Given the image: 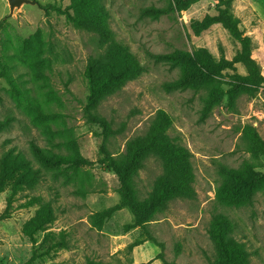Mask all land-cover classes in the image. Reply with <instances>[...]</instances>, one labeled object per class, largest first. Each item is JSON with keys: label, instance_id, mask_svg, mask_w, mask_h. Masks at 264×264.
<instances>
[{"label": "rangeland", "instance_id": "rangeland-1", "mask_svg": "<svg viewBox=\"0 0 264 264\" xmlns=\"http://www.w3.org/2000/svg\"><path fill=\"white\" fill-rule=\"evenodd\" d=\"M37 1L9 15L7 0H0V61L6 60V48L12 54H30L29 63L13 58L14 76L25 81L50 113L45 119L36 117L25 102L14 99L10 85L0 77V118L11 117L10 126L0 132V169L5 161L24 154L36 170L29 185L15 189L21 172L17 170L0 191V216L6 214L0 219V264H147L134 260L136 242L147 243L144 251L150 254L158 250L168 264H211L213 229L221 218L229 224L228 239L244 251V264H264V190L242 207L222 205L215 197L223 166L249 161L264 172V154L249 151L245 137L254 130L264 141V84L252 97L225 96L205 114L204 100L211 88L194 91L179 84V69L169 58L176 49L206 48L228 59L242 51L241 42L221 24L199 35L193 32L192 23L214 13L216 2L200 0L181 12L158 14L151 7H165L167 0H96L106 12L103 27L83 29L53 7L64 9L71 0ZM230 2L244 34L252 39L251 57L264 76V0ZM26 39L31 40L28 46ZM39 49L41 77L34 71L33 53ZM94 56L119 61L130 56L134 70L100 101L99 112L114 130L107 149L125 152L129 143L163 123L166 136L191 153L190 190L170 197L145 229L133 227L135 217L128 207L116 210L101 227L92 223L97 212L121 202L119 180L102 161L101 128L90 123L84 111L85 71ZM248 71L246 63H236L235 69L223 71L216 87L226 91L231 74ZM47 125L55 132L46 131ZM57 129H64L63 134ZM66 134L89 163L65 174L40 165L31 144L67 154L72 143ZM165 176L162 158L148 154L138 171L141 197L154 192ZM42 206L52 209L53 220L31 238L25 225ZM148 236L163 248L146 240Z\"/></svg>", "mask_w": 264, "mask_h": 264}, {"label": "trees", "instance_id": "trees-1", "mask_svg": "<svg viewBox=\"0 0 264 264\" xmlns=\"http://www.w3.org/2000/svg\"><path fill=\"white\" fill-rule=\"evenodd\" d=\"M200 0H167V6L162 8L151 7V10L158 14L181 12L193 3ZM216 2V11L205 15L202 19L192 23L191 28L194 33L201 34L215 24H221L230 35L241 42L242 51L235 55L233 59L225 56L215 57L208 49L201 48L194 52H188L180 49L173 51L169 58L172 64L179 69V84L200 91L205 87H210V93L204 100V113L211 111L214 105L221 102L225 96L235 99L240 95L254 96L260 87L264 84V76L261 74L257 62L251 57L252 39L245 35L240 20L231 11L230 0H213ZM59 13L64 14L66 18L75 26L83 29L102 28L106 20V12L98 6L96 0H71L66 8L55 7ZM31 40L26 39L25 45L30 44ZM37 44H42L38 42ZM7 49V48H6ZM6 60L0 61V77H4L10 85L11 95L19 102H25L26 107L32 110L36 117L48 118V113L35 98L28 88L25 81L18 80L14 76L16 65L14 57L30 62V54L24 50L15 51L13 54L6 50ZM34 55V71L38 77L44 76V67L39 65L41 56ZM131 57L119 60H105L100 57H90L86 66L85 77L88 82V93L85 103V114L88 121L101 128L103 153V163L107 168L113 171L120 184L119 192L121 202L112 207L97 212L92 217V223L101 227L102 222L113 215V213L122 207H128L135 217L133 227L146 228V225L155 220L160 213L165 202L174 195L187 194L190 190V181L192 175V163L190 151L180 143L170 140L166 134V127L163 123L155 125L149 134L142 139H137L129 143L125 152L113 153L107 149L106 143L114 135V130L110 122L99 112L100 101L108 94L115 91L125 80L133 73ZM246 63L249 67L247 74L242 75L233 73L230 75L228 89L226 91L217 88L218 77L223 75V71L235 69L236 63ZM60 116L59 114H53ZM11 117L0 118V132L10 126ZM46 131L54 133L52 126L47 125ZM63 134L64 129L59 130ZM72 151L67 154L55 152L52 149L40 147L32 143V152L35 159L43 167L55 170L60 174L67 173L68 169L75 172L89 160L84 158L79 150L75 140L70 134H66ZM248 140V150L255 155L264 154V141L258 136L256 131L248 130L245 135ZM154 153L162 158L166 170V176L159 182V186L154 192L141 197L138 187V171L142 166L144 159L148 154ZM15 159L5 161L0 169V191L7 183L11 181L17 170L21 172L14 180V188L18 189L22 185H29L33 173V164L24 154L14 156ZM221 182L216 189L215 197L219 203L225 206L242 207L251 205L256 195L264 190V172L255 169L249 161H244L239 166H223L220 170ZM11 197L7 210L9 211L12 203ZM2 214L0 219L6 217ZM53 220V211L49 206L40 207L35 216L25 225V232L31 238L34 234L46 227ZM229 224L221 218L217 221L213 229L215 242V257L211 264H244L245 253L242 248L227 237ZM146 240L152 241L159 247L163 245L154 238L148 236ZM143 242H136L132 248ZM157 258L164 264L168 262L159 253Z\"/></svg>", "mask_w": 264, "mask_h": 264}, {"label": "crops", "instance_id": "crops-1", "mask_svg": "<svg viewBox=\"0 0 264 264\" xmlns=\"http://www.w3.org/2000/svg\"><path fill=\"white\" fill-rule=\"evenodd\" d=\"M147 243L135 246L133 249V257L135 262L147 263V264H164L161 259L157 258L158 250H154V254L145 252L144 248Z\"/></svg>", "mask_w": 264, "mask_h": 264}, {"label": "water", "instance_id": "water-1", "mask_svg": "<svg viewBox=\"0 0 264 264\" xmlns=\"http://www.w3.org/2000/svg\"><path fill=\"white\" fill-rule=\"evenodd\" d=\"M9 6V15H12L15 10L20 9L25 4H38L37 0H7Z\"/></svg>", "mask_w": 264, "mask_h": 264}]
</instances>
